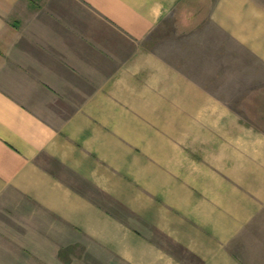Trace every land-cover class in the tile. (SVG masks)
Listing matches in <instances>:
<instances>
[{
    "label": "crops",
    "instance_id": "1",
    "mask_svg": "<svg viewBox=\"0 0 264 264\" xmlns=\"http://www.w3.org/2000/svg\"><path fill=\"white\" fill-rule=\"evenodd\" d=\"M204 2L0 0V209L43 227L30 242L51 259L244 264L264 209V0ZM170 16L189 38L168 59L143 41Z\"/></svg>",
    "mask_w": 264,
    "mask_h": 264
},
{
    "label": "rangeland",
    "instance_id": "2",
    "mask_svg": "<svg viewBox=\"0 0 264 264\" xmlns=\"http://www.w3.org/2000/svg\"><path fill=\"white\" fill-rule=\"evenodd\" d=\"M211 1L205 0L203 10H207ZM182 19L181 16L179 20L168 17L151 31L143 44L159 55L171 59L172 48L176 45L178 47L182 42L186 44L189 38L188 28L181 25L183 24ZM68 96V100L61 101L60 106L63 112L70 113L80 105L81 101L77 100L79 95L76 93ZM59 119L62 118L58 117L56 121ZM251 119L264 129V116L258 120ZM52 120L55 123V119ZM25 225L27 224L12 221V214L0 209V264H98L87 256L84 247L72 245L61 251L59 248L57 257L51 259L54 255L51 256L48 246L42 242L35 244L30 242L35 240L33 239L34 233L36 238L42 241L45 236L44 228L29 229ZM239 239L243 244L237 253L242 262L244 264H264V209L241 233Z\"/></svg>",
    "mask_w": 264,
    "mask_h": 264
}]
</instances>
